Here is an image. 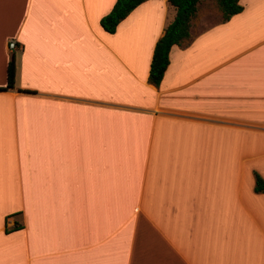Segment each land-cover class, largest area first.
<instances>
[{
	"label": "crops",
	"instance_id": "0c3cea01",
	"mask_svg": "<svg viewBox=\"0 0 264 264\" xmlns=\"http://www.w3.org/2000/svg\"><path fill=\"white\" fill-rule=\"evenodd\" d=\"M114 2L0 0V264H264V0H198L158 85L176 6Z\"/></svg>",
	"mask_w": 264,
	"mask_h": 264
},
{
	"label": "trees",
	"instance_id": "16d2710c",
	"mask_svg": "<svg viewBox=\"0 0 264 264\" xmlns=\"http://www.w3.org/2000/svg\"><path fill=\"white\" fill-rule=\"evenodd\" d=\"M143 0H115L112 8L100 18L102 27L113 32L118 22ZM176 6V13L157 39L150 62L148 79L158 85L169 62V50L174 43H179L190 33V19L195 14L198 0H170ZM222 10V18L227 19L240 11L242 5L238 0H217ZM15 80V62L10 59L7 64V86ZM255 189L264 190V179L256 173Z\"/></svg>",
	"mask_w": 264,
	"mask_h": 264
},
{
	"label": "built area",
	"instance_id": "2783aa9c",
	"mask_svg": "<svg viewBox=\"0 0 264 264\" xmlns=\"http://www.w3.org/2000/svg\"><path fill=\"white\" fill-rule=\"evenodd\" d=\"M8 47H9V48H13V47H15V41H14V40H10V41L8 42Z\"/></svg>",
	"mask_w": 264,
	"mask_h": 264
}]
</instances>
